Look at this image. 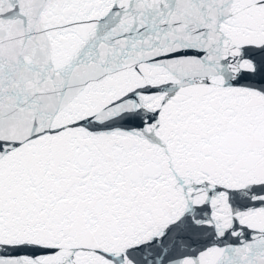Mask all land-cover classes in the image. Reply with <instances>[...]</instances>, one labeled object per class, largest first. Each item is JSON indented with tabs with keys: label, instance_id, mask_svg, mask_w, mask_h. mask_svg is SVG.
<instances>
[{
	"label": "snow or ice",
	"instance_id": "6c2138e0",
	"mask_svg": "<svg viewBox=\"0 0 264 264\" xmlns=\"http://www.w3.org/2000/svg\"><path fill=\"white\" fill-rule=\"evenodd\" d=\"M0 264H264V0H0Z\"/></svg>",
	"mask_w": 264,
	"mask_h": 264
}]
</instances>
